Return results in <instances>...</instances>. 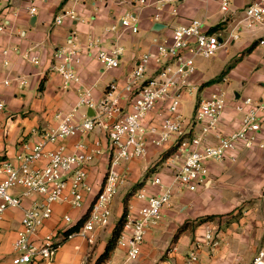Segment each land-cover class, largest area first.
Returning a JSON list of instances; mask_svg holds the SVG:
<instances>
[{"label": "crops", "instance_id": "0c3cea01", "mask_svg": "<svg viewBox=\"0 0 264 264\" xmlns=\"http://www.w3.org/2000/svg\"><path fill=\"white\" fill-rule=\"evenodd\" d=\"M222 1L187 0L174 4L167 0H36L37 13L31 15L28 0H0V23L8 25L0 32V94L6 104V108L0 110V160H15L25 151V144H33L41 134L56 128L59 112L74 113L77 119L93 116L94 109L80 105L86 87L92 88L97 104L105 97L109 84L116 83L122 104H126L125 78L138 60L155 51L157 42L170 40L174 28L192 20L202 22L205 29L215 33L221 41L230 34L239 38L226 44L219 53V58L225 62L221 67L225 65V73H228L223 81H233V84L227 90L209 87L196 68L191 78L192 93L186 95L182 112L191 117L187 108L194 113L198 97L223 90L230 100L221 126L226 132L235 130L241 117L234 110L236 101L245 97L264 99V46L259 44L264 38V26L249 27L243 22L244 9L258 0H228L227 12L222 10ZM127 14L135 16L138 33L122 27L121 21ZM58 17L63 18L62 24L56 23ZM157 24L162 27L155 30ZM91 40L100 41L106 49H123L120 66L106 69L95 54H89L86 49ZM254 44L257 47L247 52ZM72 48L78 50L81 61L72 63L71 67L82 82L66 87L57 69L62 62L55 54L60 49ZM31 50L39 64L26 58ZM156 116L153 112L149 121H156ZM78 140L73 137L66 143L71 149ZM260 140L264 143V124ZM86 142L93 148L99 142L102 151L89 171L88 180L96 192L109 164L108 139L105 132L97 128ZM172 145L173 142L160 147L150 145L144 157L120 166L127 179L119 191L133 186L128 192H133L128 204L134 211L142 204L134 194L150 187L156 175L166 184L173 182L174 169L166 165L176 150ZM207 168V182L198 190H173L161 223L147 234L137 260L126 262L125 251L118 245L108 260L125 264H184L195 243H201L200 264H245L241 255L249 247V253L258 254L257 249L264 242V148L242 150L236 163L208 162ZM127 194L119 200L116 195L113 201L117 219L123 215ZM28 204L30 202L25 206ZM88 205L86 202L84 207L76 209L68 204H54L53 216L47 221L45 232L61 229V220L66 214L80 223ZM240 207L244 208L243 214L235 217ZM223 213L227 215L220 217ZM22 215L21 209H9L0 221V264H13L14 241L21 228ZM208 217L215 218L208 220ZM186 223L192 226L178 236L179 229ZM115 227L110 236L106 228L101 229L94 245L81 236L67 240L52 261L35 264H98ZM208 227L214 229L218 241L215 248L202 242Z\"/></svg>", "mask_w": 264, "mask_h": 264}, {"label": "built area", "instance_id": "2783aa9c", "mask_svg": "<svg viewBox=\"0 0 264 264\" xmlns=\"http://www.w3.org/2000/svg\"><path fill=\"white\" fill-rule=\"evenodd\" d=\"M28 1L29 13L35 15L36 0ZM167 1L179 4L187 0ZM222 10H229L228 0L222 1ZM243 12V22L249 27L264 26V0L256 1ZM155 18L158 20L159 15ZM121 22L124 30L139 32L134 15L127 14ZM56 23L62 24L63 18L58 17ZM7 26L5 22L0 23V32ZM238 38V35L230 34L221 41L198 20L174 28L170 40L157 42L156 50L144 54L126 76L123 88L126 104H122L116 83L109 84L105 97L97 104L92 88L86 87L80 105L94 109L93 116L77 119L74 113L59 112L56 128L41 134L33 144H25V151L15 160H0V221L9 209L23 211L21 228L14 241L13 264L49 263L62 244L76 236L94 245L98 232L109 225L113 201L127 179L120 166L144 157L150 145L160 147L173 142L172 147L176 150L166 162L174 169L173 182L166 184L160 175H156L150 187L134 194L142 204L135 211L131 204L128 205L117 244L125 251L126 262L140 257L147 234L161 223L163 210L170 204L174 189L196 191L207 182L208 162L236 163L240 151L264 148L260 140L264 99L245 97L237 100L234 110L241 117L237 128L230 132L221 126L230 100L223 90L198 97L192 117L182 112L186 95L192 93L195 57H215L226 44ZM259 44L264 46V38ZM86 50L95 54L106 69L118 68L121 64V48L106 49L100 41L91 40ZM25 56L39 64L32 50ZM55 58L62 62L57 69L63 75L66 87L73 82H82L71 67L72 63L81 61L76 48L60 49ZM5 108L0 94V110ZM153 112L157 114L156 121L150 122ZM97 128L107 136L109 164L101 187L94 192L88 180L89 171L102 151L99 142L93 148L86 140ZM73 137L79 140L70 149L66 141ZM23 198L29 199L30 204L25 206ZM86 202L89 205L80 223L66 214L62 217L61 229L45 232L46 223L53 216L54 204H68L79 209ZM77 226L79 228L75 230ZM202 242L212 248L218 245L212 227L207 228ZM200 245L194 244L184 264H200ZM125 263L106 260L102 264ZM252 264H264V250L257 254Z\"/></svg>", "mask_w": 264, "mask_h": 264}, {"label": "rangeland", "instance_id": "374dc122", "mask_svg": "<svg viewBox=\"0 0 264 264\" xmlns=\"http://www.w3.org/2000/svg\"><path fill=\"white\" fill-rule=\"evenodd\" d=\"M255 47H257V46H254V48ZM219 53H220V51L217 52V55L215 56L216 58L212 57L210 59H204L201 56H196L195 57V65H196L198 73L204 75L203 81L207 82L209 87L223 88V89L227 90L228 86L230 84L231 85L233 84V81H231V83H225L223 81V78H225V76H228V73H225V70H226L225 65L223 67H221L225 62L219 58ZM195 89H196L195 92L198 93V87H195ZM192 112H189V110L187 108V114L190 115L191 117L194 114ZM132 188H133L132 185L131 186L128 185V187L126 189H121L119 191V194L117 195V200L121 199L122 196L126 195ZM17 192L19 193V191H17ZM131 196H133V194L128 193L126 198H125V201H124L125 206H124L123 214L128 210V205H129L128 201L130 200ZM23 200H24V204L30 202L29 199H27V198H23ZM243 210H244V208L240 207V209L238 210L235 217H240L243 214ZM112 211H113L112 217L109 221V225L106 227V232H107L108 236H110L111 230L117 225L119 220L122 218L121 217V218L117 219L115 217V215L117 214L115 206L112 208ZM226 215H227V213H223V214H220V217H223ZM249 249H250V247L248 249L245 248V252L241 255L242 260L244 261L245 264H252L254 257L257 254L256 253L255 255H253V254L249 253V251H248ZM261 249L264 250V242L261 243L260 247L257 249V252H260ZM249 258H251V259L249 262H247L246 260H248Z\"/></svg>", "mask_w": 264, "mask_h": 264}, {"label": "trees", "instance_id": "16d2710c", "mask_svg": "<svg viewBox=\"0 0 264 264\" xmlns=\"http://www.w3.org/2000/svg\"><path fill=\"white\" fill-rule=\"evenodd\" d=\"M254 46H256V44H254L252 47H250L248 49L247 52H250ZM172 152V150L170 151ZM170 152H168L167 154H169ZM133 193V192H132ZM125 216H126V212L123 214L122 218L119 220V222L117 223L115 229H114V232H113V235H112V238L111 240L109 241L108 243V246H107V249H106V252L104 253V255L100 258L98 264H101L103 262H105L106 260L109 259L112 251L116 248L117 244H118V239H119V236L123 230V226H124V221H125ZM215 217H208V220H211V219H214ZM192 226V223H186L184 224L178 231V236L180 233L186 231L188 228H190ZM79 228V226H77L75 228V230H77Z\"/></svg>", "mask_w": 264, "mask_h": 264}, {"label": "water", "instance_id": "95a60500", "mask_svg": "<svg viewBox=\"0 0 264 264\" xmlns=\"http://www.w3.org/2000/svg\"><path fill=\"white\" fill-rule=\"evenodd\" d=\"M161 27H162L161 24H157L156 27H155V30H158V29H160Z\"/></svg>", "mask_w": 264, "mask_h": 264}]
</instances>
